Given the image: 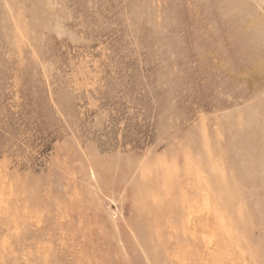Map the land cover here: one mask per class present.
Returning <instances> with one entry per match:
<instances>
[{
	"label": "rangeland",
	"instance_id": "1",
	"mask_svg": "<svg viewBox=\"0 0 264 264\" xmlns=\"http://www.w3.org/2000/svg\"><path fill=\"white\" fill-rule=\"evenodd\" d=\"M0 264H264V0H0Z\"/></svg>",
	"mask_w": 264,
	"mask_h": 264
}]
</instances>
